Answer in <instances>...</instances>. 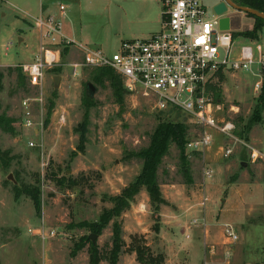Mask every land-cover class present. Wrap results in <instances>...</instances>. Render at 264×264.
I'll return each instance as SVG.
<instances>
[{
	"label": "rangeland",
	"instance_id": "obj_1",
	"mask_svg": "<svg viewBox=\"0 0 264 264\" xmlns=\"http://www.w3.org/2000/svg\"><path fill=\"white\" fill-rule=\"evenodd\" d=\"M20 1L0 0L1 63L28 60L35 50L25 43L18 44L16 21L8 9L14 11L12 5L20 7L17 5ZM201 1L209 15L214 14V8L222 2ZM67 6L66 11L74 17L72 26L82 33L86 46L111 54L119 50L122 40L129 39L115 32L103 7L90 4L79 12L72 2ZM3 12H6L4 16ZM221 14L228 22L225 30L236 34L233 35L234 48L251 39L239 32L253 27L252 17L232 7H226ZM261 38L264 39V32L260 30L256 39L264 44ZM60 50V64L45 71L40 88L32 86L27 78L22 85L16 80L15 68H20L23 62L0 65L3 73L0 114L13 118L15 129L14 134L0 129V150L7 154L0 155V264H69L73 258L70 254L73 243L91 233L86 228H68V224L96 220L103 208L111 207L103 197L117 194L141 169V160L130 157L129 153L148 144L158 122L173 119L157 111L153 99L141 92L125 91L123 102L117 103L107 81L101 85L92 82L94 67H82L80 75H73L69 63L80 62L81 52L74 47ZM253 82L249 74L224 72L214 83L220 88V98L215 101L216 115L233 121L236 130L241 129L252 113L257 96L253 94ZM88 83L94 87L92 94L86 89ZM39 97L41 101L35 99ZM24 98H30L34 128L22 125ZM85 115V150L71 158ZM176 118L187 124L181 116ZM251 130H255V139H258L255 143L251 141V145L261 149L263 146L262 157L254 161L249 158V147L241 143L235 145V153L228 158H222L216 148L202 152L185 150L191 183L185 181L180 170L177 148L170 147L158 169L160 190L163 197H167H164L167 204L159 209L158 234L151 230L155 213L149 202L141 206L145 195L148 197L144 188L132 203L141 215L140 223L146 227V240L154 252L161 249L156 236L161 234L169 241L198 248L195 258L201 263L202 228L206 227L209 234L204 241L208 244L204 264H225V261L226 264H264V112L262 122L253 125ZM189 134V138L197 135V128L192 124H189ZM215 141L220 143V138L217 136ZM205 168L211 169L210 177L205 176ZM53 175H71L78 184L71 188L66 183L59 186ZM23 185L38 187L39 212L35 211L28 195H15L14 187ZM204 198L207 199L202 204ZM224 223L234 226L235 242L224 235ZM134 224L138 230L144 228ZM40 225L54 231V236L42 239L28 232L29 228L34 230ZM110 229L109 225L96 236L95 243L102 252L108 248ZM185 234L189 237L185 238ZM123 237L129 239L124 230ZM77 255L79 259L88 255L86 246Z\"/></svg>",
	"mask_w": 264,
	"mask_h": 264
},
{
	"label": "built area",
	"instance_id": "obj_2",
	"mask_svg": "<svg viewBox=\"0 0 264 264\" xmlns=\"http://www.w3.org/2000/svg\"><path fill=\"white\" fill-rule=\"evenodd\" d=\"M159 1L160 29L144 38L122 40L119 50L111 54L67 36L61 18L54 14L27 15L39 33L40 46L32 61L19 65L22 73L32 86L40 88L45 71L60 64V49L75 46L81 50L82 60L69 63L73 75H80L82 67H110L121 77L127 93L141 92L153 99L154 108L167 118L181 116L187 124L194 125L197 135L188 138L186 151L202 152L215 143L217 136L222 158L230 157L237 143L250 148L235 134L233 121L216 115L218 105L210 86L224 72L249 74L254 78L253 94L258 95L263 81L264 44L250 39L234 48L232 33L219 28V15H209L201 0ZM65 8L59 5L60 14L64 15ZM35 99L41 101L40 97ZM21 108L22 125L34 128L30 98L21 101ZM259 157L262 154L250 148V160ZM211 172L204 169L207 177ZM34 230L29 228L28 232L42 239L54 236V231H48L43 225ZM223 233L230 242L237 239L230 223L223 224Z\"/></svg>",
	"mask_w": 264,
	"mask_h": 264
},
{
	"label": "trees",
	"instance_id": "obj_3",
	"mask_svg": "<svg viewBox=\"0 0 264 264\" xmlns=\"http://www.w3.org/2000/svg\"><path fill=\"white\" fill-rule=\"evenodd\" d=\"M233 3L256 9L264 13V0H231ZM247 16L253 18V27L239 32L244 37L256 39L258 32L264 26V19L245 13ZM232 35H236L232 33ZM16 69V80L20 85L24 84L26 76L22 73L20 68ZM3 73L0 71V84ZM91 80L95 84H104L108 82L112 89L113 95L117 103H122L124 100L125 90L123 87L121 77L110 67L94 68L91 75ZM213 93L214 101L220 98V88L210 86ZM51 102V101H50ZM89 105H93L90 103ZM264 112V72L263 81L259 94L255 98L254 107L248 120L243 123L241 129L236 130L235 133L243 139L248 140V133L252 126L262 122V114ZM86 115L79 127L80 133L78 136V143L70 155L71 158L77 153H83L85 150V128ZM14 119L0 114V129L9 134H14L13 127ZM189 125L184 121L175 119H164L156 124L149 137V142L146 146L137 151L129 153L130 157H135L141 160L142 165L140 171L135 177L121 190L114 195H106L105 198L111 203V207L103 208L96 220L86 221L82 220L77 223H69L68 228L79 227L88 229L89 233L100 235L102 230L110 225L111 235L108 242V248L102 252L97 243H92L88 238V234L79 237V240L74 242L70 251L71 256H75L78 251L86 246L89 264H98L101 260H105L109 264H116L118 257L122 251L134 252L136 260L141 264H163L164 255L161 252H154L147 244V240L143 234H130L129 242L126 243L123 238L122 214L128 210L132 203L135 202L137 195L144 188L149 198V205L152 213H155L154 223L151 230L158 234L160 227L159 209L162 204H167L160 190V183L158 180V169L164 156L167 155L170 147L174 145L178 150V158L180 162V170L187 183L192 182L191 173L189 170L188 159L185 153V143L189 138ZM0 155H7L0 150ZM53 180L59 186L66 183L68 187H74L78 184L76 178L71 175H62L60 177L53 175ZM15 195L26 194L30 197L36 212L40 211L41 200L38 187L22 186L14 187Z\"/></svg>",
	"mask_w": 264,
	"mask_h": 264
},
{
	"label": "crops",
	"instance_id": "obj_4",
	"mask_svg": "<svg viewBox=\"0 0 264 264\" xmlns=\"http://www.w3.org/2000/svg\"><path fill=\"white\" fill-rule=\"evenodd\" d=\"M3 1H8L9 3H12L11 1L13 0H3ZM71 2L76 7L75 9H78L79 12H83L84 7H88L90 4L99 5L101 8L103 7V10H106L108 12L107 16L111 21V26L114 25L115 32L121 35L123 38H129V39L144 38L158 31L161 27L162 14H161V5L159 0H21L20 3L17 4L20 7H16V6L14 7L12 5V7L15 8V10L13 11L12 8L8 10H10L9 13H11V16L14 18V21H16L17 26H15L16 29L15 34L18 37V44L22 45L25 43L26 46L34 47L35 50L33 51V53L31 54L28 60H19V61L13 60L9 63L0 62V65H15L16 64L15 62L26 63L32 61L34 56L38 53L40 46L39 33L33 27L31 19L27 15L37 16L40 14L41 15L54 14L60 17L61 21L63 22L62 23L63 32L67 36L75 39L78 43L86 45V43L82 41L83 39L82 33L78 32L76 30V27L74 28V26H72V23H74V20H72L74 18L72 13L70 11L69 13L68 11H66L67 8L69 7L67 5H69V3ZM60 4L64 6L66 5L65 7H67L65 8L64 15L60 14L59 11ZM0 5H2V3H0ZM222 10L223 8H220L219 11ZM5 14L6 12L2 13L3 16ZM214 14L219 15L215 13V11ZM222 17L224 16L220 14L219 23ZM223 25H224L223 27H227L228 22L224 21ZM260 30L261 32L262 31L264 32V26H262ZM261 40L264 42L263 38H261ZM72 47H74L76 50L81 52V50L78 49L77 47L75 46ZM254 131L255 130H251L246 143L248 144V146H250V148L258 150L260 152L262 151L263 146L261 149V147L256 148L255 146L251 145V141L253 143H255L256 141L258 142V139H255ZM217 142L219 141H215V143L209 149L212 148L219 149L220 145ZM233 153H235V151ZM164 197L167 198L166 196ZM144 202L146 203L144 204ZM148 202L149 199L145 195V200L143 201L141 206L147 205ZM122 217H121L122 220H124L123 221L124 233L130 235V234L142 232V234L146 238V233H144L146 227L140 223L141 215L139 212H137V208H135L133 204L131 208L123 214ZM134 223L141 224V227L144 228L142 230H138L137 228L133 227V225H135ZM202 232L203 233L201 238H203L204 254L201 263L199 262L200 260L198 259V257L197 259L195 258V254L197 253L198 248L195 249V247L191 248L190 246H184L183 244L173 242L172 240L169 241L165 239L161 234L156 235L158 237L157 238L159 242L158 245L161 246L160 247L161 249L159 251L158 250L156 251L163 253L164 255L163 264H204V262L207 259V255H206L207 249L205 248L208 245L207 243H204V241L206 240L207 235L209 234V230L206 227H203ZM188 237L189 235L185 234V238ZM123 238L126 243L129 242V239H126V237ZM154 242H156V240ZM147 244L151 247L150 242L147 241ZM193 251H195V253H193ZM171 254H173V256ZM178 254H180V256H178ZM79 257H80L79 255L73 256L69 264H89L88 255H84L81 259H79ZM183 257L186 259L181 261ZM98 264H109V263L106 262L105 260H101ZM116 264H141V263H139L136 260V255L134 252L122 251L118 257Z\"/></svg>",
	"mask_w": 264,
	"mask_h": 264
},
{
	"label": "water",
	"instance_id": "obj_5",
	"mask_svg": "<svg viewBox=\"0 0 264 264\" xmlns=\"http://www.w3.org/2000/svg\"><path fill=\"white\" fill-rule=\"evenodd\" d=\"M226 7H232L235 10H239V11H242L244 13H250L252 15H255L257 17H260V18L264 19V13L263 12H260V11H258L256 9L248 8V7H245V6L237 5V4L233 3L231 0H222L221 4H219L217 7L214 8V11H215V13L220 15L222 13V11L226 9ZM220 8H223V10L219 11ZM224 21H227V19L226 18H221L220 19L219 25H220L221 29H227L228 28V26L227 27H223L224 26L223 25ZM55 78H58V77L56 76ZM86 89H87L89 94H92L94 92V87L90 83H88L86 85ZM242 164H244V163L242 162ZM96 236H97L96 234L91 233V234L88 235V238L92 241V243H95Z\"/></svg>",
	"mask_w": 264,
	"mask_h": 264
}]
</instances>
